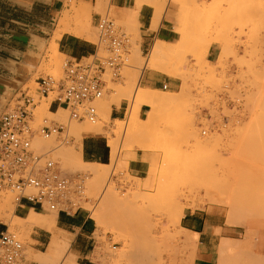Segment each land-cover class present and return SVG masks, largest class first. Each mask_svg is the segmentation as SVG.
Returning a JSON list of instances; mask_svg holds the SVG:
<instances>
[{"label":"rangeland","instance_id":"1","mask_svg":"<svg viewBox=\"0 0 264 264\" xmlns=\"http://www.w3.org/2000/svg\"><path fill=\"white\" fill-rule=\"evenodd\" d=\"M167 1L144 0V3L154 6L155 9ZM77 4L83 3L77 0H67L66 9L58 15L56 29H58V25L65 15H68L69 18H67L66 26L59 29L63 32L62 35L72 31L75 27L72 11L74 6H78ZM173 4L179 8L180 28L178 31L181 34V40L178 44L171 46L172 48L169 45V49L173 51L172 54L179 48L182 49L183 53L178 51L177 54L181 56L176 57L174 53V57L168 56L171 58L166 57V61L165 58L161 60L164 63L160 61L161 66L166 67L168 65L167 70L173 66L171 71L174 69V72L166 71L164 68L163 71L165 72H156L165 73L179 80L182 85L175 92L165 89L160 90L163 93L151 92L152 95L155 94L154 96L161 94L165 96V94L170 93L166 97H172L173 101L160 107L143 106L140 112V120L151 121L152 126L149 127L151 131L149 129V132H146L143 137L140 136V140L135 138L139 146H136V143L133 144V147L127 144L128 147L122 149V154H125V151H130L128 152L130 154L136 152L143 154V160L147 163V170L143 177L141 179L132 177L128 173V165L124 162L112 161V158L106 164L109 167L98 168V171L104 174L102 180L98 182L90 177L92 176L89 172L90 167H82L75 171L74 168L64 165L57 150L55 152L53 148L72 146L75 138L68 134L70 126H87V124L91 125L92 123L71 120L68 111H60L59 116L57 115L59 118L47 112L41 111L40 113L41 106L49 101L51 103L52 96L38 101V105L33 110L32 123L37 127L46 118L49 121L62 124L66 128L60 135L50 138L38 135L43 139H51L53 146L43 150L33 147V150L36 153L39 152L38 154H47L49 158L57 161L64 174L76 175L80 173L84 176L85 193L88 199L85 207L90 210L91 217L96 224L94 238L91 241L95 247L94 260L97 264H193L197 248H187L182 244V240L187 234L185 235L177 227L172 228L169 235L164 230L167 225L168 207L174 198L171 195L175 193V189L171 191L172 188L178 186L179 191L182 189L180 192L184 190L186 192V189H191L192 186L190 185H193L194 191L196 190L203 197H205L204 187H208L214 195L210 194L212 198L210 195L206 196L205 203L203 202L200 207L185 210V213L188 211L207 213V217H215L222 225V229H214V233L219 236L214 238H217L215 248L217 254L214 262L227 264L220 262L219 253L220 248L224 247L225 242L223 241L227 240L228 245L227 243L225 245L228 256L232 255L229 264H235L236 255L244 258L243 261L248 264L250 258L252 259L254 256V259L256 255L258 257V253L259 257L261 256L260 260L254 264L257 262L264 264V169L254 170L250 173L251 176L246 171V165H248L246 145L252 123L250 100L253 92L260 91L262 68L264 67V0H177ZM89 5L91 10L89 39L94 44L97 45L99 41L97 22L93 23L94 12L100 14L101 17H112L115 23L130 35L132 43L127 66L123 67L121 78L112 80L108 71L103 77L106 81L103 97L96 103L98 115H101L100 108L108 99L109 102L110 99L112 102L115 98H119L118 101L124 100L128 103L126 115L122 120H117V122L110 119L108 121L107 131L108 133L111 132L109 133L110 137L105 134L97 135L103 137L109 144L113 137V130L119 126L118 123L124 121V125L126 124L128 112L133 103L132 98L137 90L135 87L132 98L122 94L127 89L133 68L138 62L135 56L139 49V27L135 29L137 24L136 26L131 24V27L123 19L116 18L111 12L108 13V9L98 7L97 0H93ZM213 44L217 45L220 50L217 64L207 60L208 50L206 48ZM251 45L256 50L252 49ZM99 53H102L101 48ZM50 54H52V42L30 61L31 66L24 68V71L15 79L14 85L9 90L3 91L0 96V116L8 109L11 97L19 88H29L34 92L37 88L36 81L40 77L51 76L55 79L63 77V64L70 58L63 54L57 56L59 60L57 57L56 60L60 63L55 68V65L51 64ZM146 57L148 55L145 54L142 60ZM170 59L172 61L176 59V61L172 62ZM92 61L93 58L83 60L84 63H91ZM252 64H254V71L257 72H253ZM232 66L237 68L235 74L231 73ZM142 72V70L136 72L138 80L142 76ZM252 72L256 74L253 75ZM253 79L256 80V86L253 85ZM182 90L185 91V94ZM224 92L232 97L239 95L243 100V110L239 112L240 117H237L229 109L227 102L221 97ZM240 92H243L242 95ZM179 93H181L180 96ZM171 94L173 96L175 94V96L173 97ZM113 104H115L114 101ZM49 110L52 112L51 109ZM224 117H229V120L225 122ZM100 118L102 119V115L96 122L97 124L100 123ZM256 118V123L258 122L259 127H262L259 111ZM190 123L193 125L192 128H196V136L199 139L196 138L203 142L201 143L203 148L200 147L202 151L199 150L200 148H195L196 141L189 137L187 127ZM202 130H207L205 136L201 134ZM127 134L124 128L120 136L114 137L115 139L119 137L121 144L125 139L128 140ZM127 140L125 141L127 142ZM194 168L204 170L205 172H202L204 178L192 176L191 171ZM189 170L191 171L189 172ZM188 176L193 180L191 181ZM182 180H184L186 188L181 186L184 184ZM180 182L181 185H179ZM187 185L189 186L187 187ZM176 193L173 196L176 197ZM107 199L109 203H106ZM180 201L185 203V198L180 199ZM14 202V195L11 193H4L0 197V229L8 227L10 232L18 236L23 243L22 255H24V248L28 243L31 230H24L18 221L17 224L19 225H14L18 219L14 214L16 208ZM168 202L170 203L168 204ZM55 214L56 212H50V216ZM38 215L50 218V216ZM12 221L14 222L12 223L13 226H11ZM68 252L66 251L62 255L57 264H63V262L64 264H74L69 260L64 261L67 256L65 254ZM252 263L253 260H251Z\"/></svg>","mask_w":264,"mask_h":264},{"label":"crops","instance_id":"2","mask_svg":"<svg viewBox=\"0 0 264 264\" xmlns=\"http://www.w3.org/2000/svg\"><path fill=\"white\" fill-rule=\"evenodd\" d=\"M66 1L0 0V96L3 91L9 90L14 85L15 79L24 71V68L31 66L30 61L52 42L56 31V20L58 15L66 9ZM77 1L89 5L93 0ZM137 2L138 0H111L120 19L135 9ZM173 3L169 2L161 24L153 29L154 6L144 3L142 0L138 13L139 47L142 56L149 55L157 42L173 46L181 40V34L178 31L180 28L179 8ZM99 17H101L100 14L94 12L93 23L98 22ZM89 38L65 32L61 39L57 40L58 50L71 60L83 62L84 59L92 58L97 51L96 44ZM219 55L218 46L213 44L209 47L207 60L217 64ZM236 72V66H232L231 73L235 74ZM181 85L179 80L165 73L147 70L143 75L142 86L147 89L161 90L165 86L166 90L175 92L180 89ZM127 108L128 103L124 100L120 102L119 106L113 104L111 119L122 120L126 115ZM50 109L55 112L57 105H52ZM110 150L109 145L101 136H86L84 138L82 154L88 163L108 164L111 160ZM127 169L132 177L139 179L143 177L147 170V163L143 160L141 152L135 153V158L129 161ZM32 210L43 216H50V211L46 208L41 209L25 202L16 206L14 214L19 218H26ZM207 215V213L188 211L180 222L182 228L199 235L193 264H217L214 262L217 254L215 250L217 238H214L219 236L214 233V229L223 227L215 217L210 218ZM55 219L56 231L48 224L34 226L31 229L28 243L24 248L25 254L21 256L20 264H39L34 259L29 260L27 255L29 253H45L50 247L54 235L61 236L60 231L72 236L69 253L64 261L69 260L74 264H97L94 260L95 247L91 241L94 238L96 224L91 217L90 210H81L76 214L56 212ZM69 254L72 259H68Z\"/></svg>","mask_w":264,"mask_h":264},{"label":"built area","instance_id":"3","mask_svg":"<svg viewBox=\"0 0 264 264\" xmlns=\"http://www.w3.org/2000/svg\"><path fill=\"white\" fill-rule=\"evenodd\" d=\"M97 29L99 41L91 63L66 60L61 79L40 77L34 92L29 88L17 90L8 109L0 116V197L4 193L13 194L16 206L25 202L67 214L87 209L84 176L64 174L57 161L33 150L36 136H57L66 127L46 118L35 127L32 120L38 101L51 96L50 108L52 105H57V110L64 107L71 120L92 124L99 120L96 103L106 87L103 77L109 71L112 80L121 78L132 43L130 35L110 17H99ZM100 48L102 53H99ZM221 97L240 117L241 97H232L227 92ZM228 120L229 117H224L225 122ZM201 134L205 136L207 130H202ZM22 251L23 243L15 233L8 227L0 229V264H20Z\"/></svg>","mask_w":264,"mask_h":264},{"label":"bare ground","instance_id":"4","mask_svg":"<svg viewBox=\"0 0 264 264\" xmlns=\"http://www.w3.org/2000/svg\"><path fill=\"white\" fill-rule=\"evenodd\" d=\"M176 1L177 0H168L163 5L158 6V7L155 8V14H154V20H153V29L156 28L159 24H161L160 22L163 19L165 13H166V10H167V7H168L169 2L176 3ZM97 4H98V7L108 9V13L111 12L113 16H115L116 18L120 19L118 17V15H117L116 8H114L112 6L110 0H97ZM141 5H142V1L141 0H138L137 5H136V8L133 9V10H131L128 14L124 15V17H123V20L126 22L127 25L130 24L129 26H131V24L132 25L134 24L136 26V24H137L136 27L134 26L135 29H138V27H139V24H138V13H139V9L141 8ZM72 12L74 13L73 19H74V22H75V24H74L75 27L72 26L74 29L72 31H69V32H72V33H74V34H76L78 36H86V37L88 36V38H89L90 37V33H89V30H90V19H91L90 6H86L84 4H81V5H78V6H74ZM67 16L68 15H65L62 19L60 18L61 21H60V23L58 25V29H56V31L54 32V35L52 37V54H50V57H51V60H52L51 64L53 63V65H55V68H56V66H58V63H60V61H58L59 58L57 56L62 55V53L59 52L58 45H57V40H60L61 39L62 33H63L59 29L61 27H63V26H66V21L69 19ZM71 23H72V21H71ZM251 30H253V29H251ZM250 32H252V31H250ZM253 32L255 33L254 30H253ZM254 33H252V34L254 35ZM249 37H251V36H249ZM253 37H255V35ZM253 37H252V39H253ZM138 39L140 41V36H139ZM255 41H256V39L254 40V42ZM251 47H252V45H251ZM182 48H184V47H182ZM206 49L209 50V46ZM252 49L256 50L253 47H252ZM178 51L181 52V53H183L182 52V49L181 50H180V48L178 50L176 49V52H174L175 55H176V57L181 56V55L177 54V53H179ZM171 52H173V51H171V49H169V45H166V43L164 44L162 42H159V43L157 42V44H155V46L150 51L148 57H146V59L142 60L143 59V56L141 55L140 47L137 50V53H136V56H135L136 60L138 61L137 62V65H135V67L133 66L134 67L133 68L134 70L132 69L133 72H132L131 78L129 80L130 83L127 86V89L122 94L124 96H126V97L132 98L131 96L133 95V91H134L135 87H137V90H136V92H135V94L133 95V98H132L133 103H132V106H130L131 108L129 109V112H128V120H127L126 124L124 125V121H120L118 123L119 126L117 127V129L115 128V130H113V137L109 141V144L108 145L111 148V150H110L111 153L110 154H111V158L113 159L112 161L124 162L126 165H128L129 164V161L131 159H134L135 158V154L128 153L130 151H128V152L125 151L126 153L125 154H122V151H123L122 149L124 147L126 148L127 144H129L130 146L133 147V144L136 143L135 138H136V140H138L140 138V136L143 137L146 134V132H149V129L151 131V128H149V127L152 126L151 121H148L147 119L144 120V121H141L140 120V115H141L140 112L142 111V107L143 106L146 105V106H149V107H155V106L156 107H160V106H165V105H167V104H169V103H171L173 101V98L172 97H170V96L169 97H166V95H168V94L170 95V93L165 94V96L162 95V94H161L162 96L161 95L160 96H154L155 94L152 95L151 92H153V93H163V91H160V90H151V89H147V88H144L143 86H141L142 81H143V75H144V72L145 71H147V70L148 71H163V68L166 69V71H169V70L171 71V68L173 66L171 68H169V70H167V66L168 65L166 67H163L160 64L161 62L164 63V61H161L164 58H165V61H166V57H168V56H173L174 57V55H173L174 53L172 54ZM56 57H57L58 60H56ZM168 58H171V57H168ZM176 59L173 60V61H176ZM170 60H168V62H170ZM142 61L144 62L143 64H142ZM178 61H179V59H178ZM172 62H170V64H172ZM254 62L256 63V61H254ZM176 64H175V66L177 67ZM178 64H179V62H178ZM252 66H253V72H255L256 70L254 71V64H252ZM261 66H263V65H261ZM141 70L143 71L142 72V76L138 80L137 77H136V72H139V71L141 72ZM178 71H180V70H178ZM178 71H176V72L179 73ZM163 72H165V71H163ZM171 72H174V69ZM168 74H169V72H168ZM171 74H173V73H171ZM254 74H256V73H253V75ZM137 75H138V73H137ZM173 75H175V74H173ZM254 78H255V76H254ZM261 79H262V82H261L262 85H261L260 91L257 92L255 90L256 92H253L252 93V99L250 100V103H251V105H250L251 106L250 111H251V116H252V123L250 124L251 126H250V129H249V135H248L247 145H246L247 146V149H248L247 150L248 151V155H247V157H248V159H247L248 160V165H246V171H247V173L249 172L248 174L250 176H251L250 173H252L254 170L255 171H259V170H263L264 169V67L262 68V78ZM137 80H138V83H137ZM253 80H254V84L253 83L252 84L255 85L256 80L255 79H253ZM136 84H138V86H136ZM23 89H24V87L19 88V90H23ZM181 93H179V96H180ZM183 93L185 94V91H183ZM183 93H182V95H183ZM171 96H173V95L171 94ZM174 96H175V94H174ZM118 100H120V99L119 98H117V99L115 98L113 100L117 106L120 105V103H119L120 101H118ZM104 101H105V99H104ZM106 101H108V103H106ZM106 101H105V104L103 103L102 106H101V108H100L101 115H102V119L100 118L101 120L99 122L101 124L100 123H98V124L96 123L95 125L87 124V126L83 125V126H85L84 128H81L83 126H79V127L78 126H70L69 127L68 134L74 136V138H75L72 146L69 147V148H67V147L66 148L65 147H62V148L59 147V149L58 148H55V147L53 148L54 151L57 150V153L59 154L60 159L63 161L64 165H66L67 167L74 168L75 171L76 170H80L82 167H90V170L91 171L88 169L89 172H90V174L92 175L90 177H93L94 178V181L97 180L96 182L102 180L103 175H104V174H101L98 171V168H101V169L104 168L105 169V168L109 167V165H104V164H100V163H95V164L92 163L91 164V163L86 162L84 160L83 154H82V149H83V142H82V140L86 136H96V135H101V134H105L108 137H110V134L109 133H111V132L108 133V131H107V125H108V121L111 119V116L110 115H111V107H112L113 101L111 102V99H110V102H109V99L106 100ZM50 105H51L50 101L48 103L43 104L41 106V108H40V113L42 111V112H47L50 115L57 116L58 114L61 113L60 111H66L65 109H63V108L60 107L57 111H55V113H53V112H51L49 110L50 109ZM258 111H259L260 118L262 120V124H261L262 127L261 126L259 127V125L257 124L258 122L256 123V121H255V119H257L256 116H257ZM61 115H60V117L63 116V115L62 116ZM63 117H62V119H63ZM115 121H117V120H115ZM75 123H77V122H75ZM191 124L192 123H190L188 125V127H187V132L189 133V137H190L191 140H195L196 141V143H195L196 147L195 148H200V147L203 148L202 147L203 145L201 144L203 142H200L198 140L199 138L196 136V132L197 131H195L196 128L195 129L192 128L193 125H191ZM124 128H125L126 134L129 133V134H127L128 135V140L125 139V140H127V142L124 140L120 144L119 143L120 140L118 139L119 137L117 139H115L114 136H120V133L122 134ZM142 133H144V134L142 135ZM50 146H53L51 139H48L47 140V139L41 138L40 136H36L35 139L33 140V147L36 148V149H38V150H43V149L48 148ZM136 146H139V145H137V143H136ZM136 146H135V148H136ZM201 148L199 150L202 151ZM125 150H127V149H125ZM199 155H201V154H199ZM200 166H201V164H200ZM191 170H189V172ZM200 170L201 169L196 170L194 168V170L191 171V175L194 176V177L200 176L201 179L204 178V176H203L204 173H202L204 170L203 171L202 170L200 171ZM256 177H257V175L255 176V178ZM259 177H260V175H259ZM188 178L190 179V176H188ZM182 181L184 183V180H182ZM195 182H196V180H195ZM177 184H179V183H177ZM181 184L182 183L180 182L179 185H181ZM184 185H185V183L182 184L181 186L185 187ZM189 185H190V182H189ZM189 185H187V187ZM190 186L193 187V185H190ZM192 187H191L190 190H189V188L186 189V192H185V190L182 191V192H180L182 189L179 191V187L178 186L176 188H172L171 191H173V189H175V193L177 192L176 193L177 195H176V197L173 196L175 193L173 195H171L174 198H173L172 201H170L172 203L168 207L169 209H168V212L166 214V217H167L166 224L167 225L164 228V230L169 235L170 232H171V230H172V228H176L177 227V228L181 229V231L184 232L185 235L187 234V236L184 238V240H182V244L184 246H186L187 248L188 247H193V248L196 249L197 248V245H198V237H199V235L197 233H194V232H191V231H188V230L182 228L181 225H180V222H181L182 217L185 214V210L186 209L200 207L203 204L205 197L206 196H209L212 192H211L210 189H208V187H204V189H205V197H203V195L201 196L196 190L194 191V187L193 188ZM221 191H223V190H221ZM215 192H217V191H215ZM212 195H213V193H212ZM210 197H211V195H210ZM182 198H185V203H182L180 201V199H182ZM170 199H172V198H170ZM170 202H168V204ZM14 203H15V206H16V202H14ZM106 203H109L108 199H107ZM55 216H56V214L53 215V216H50V218H44V217L39 216L38 214H36V212H34L32 210L30 212V214H29L28 217H26V218H19L18 217V219L16 220V223H14L12 221L11 224L14 223V225H15V224H17V221H18L21 224V227L24 228V230H31L34 226L36 227V226H43L45 224H48V225H51V227L53 228V230L56 231V229H55V220H56L55 219ZM13 219H14V217H13ZM227 220H228V218H227ZM18 225L19 224H17V226ZM245 225H247V224H245ZM11 226H13V224ZM23 228H21V229L23 230ZM174 232H175V229H174ZM59 233L61 234V236L60 235H57V234L54 235L53 240L51 242V245H50V247L48 248V250L45 253H38V254L29 253L27 255L28 256L27 258L29 260L30 259H34L39 264H57L60 261V259L62 258V255L66 251L67 252L69 251L70 243H71V240H72V236L70 234L62 233L61 231ZM226 241H223V242H225V244L227 243V245H228V241L227 242ZM225 244H224V247H222V249L220 248V252H219L220 253V262L221 263H227V264H229L230 261H231L230 260V257L232 255L231 256L230 255L228 256L227 246ZM242 252H241V254H242ZM68 253H66L65 255H67ZM248 253H249V251H248ZM69 255H68V259H72L71 258V255L70 256ZM253 257H252V259L250 258V261L248 260L250 264H251V260H253V263L252 264L256 263L257 260H260V257L261 256L259 257V253H258V257L256 255V257L258 259L255 257L254 258L255 260H254ZM239 258H241V256L238 257V255H236V257H235V264H240V262H241V264H247L245 261H243L244 258L243 259L241 258L242 260L239 259ZM239 260H241V261L239 262ZM261 260H262V258H261ZM257 264H259V263L257 262Z\"/></svg>","mask_w":264,"mask_h":264}]
</instances>
